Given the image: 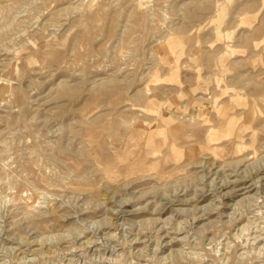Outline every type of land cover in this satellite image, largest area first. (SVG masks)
<instances>
[{
    "label": "rangeland",
    "instance_id": "374dc122",
    "mask_svg": "<svg viewBox=\"0 0 264 264\" xmlns=\"http://www.w3.org/2000/svg\"><path fill=\"white\" fill-rule=\"evenodd\" d=\"M0 264H264V0H0Z\"/></svg>",
    "mask_w": 264,
    "mask_h": 264
},
{
    "label": "bare ground",
    "instance_id": "6f19581e",
    "mask_svg": "<svg viewBox=\"0 0 264 264\" xmlns=\"http://www.w3.org/2000/svg\"><path fill=\"white\" fill-rule=\"evenodd\" d=\"M219 110V109H218ZM220 111V110H219ZM221 112V111H220ZM221 119V118H220ZM225 119V118H224ZM222 120V119H221ZM158 134L160 135L161 139H164V133L161 130H157ZM151 132V131H150ZM150 134V133H149ZM147 137V136H146ZM159 141V140H158ZM154 143V142H153ZM155 145V144H154ZM156 151V150H155ZM140 156V155H139ZM143 158V157H142ZM123 160V159H122ZM135 160V159H134ZM132 162V161H131ZM134 162V161H133ZM138 164V163H137ZM132 165V164H130ZM134 165V164H133Z\"/></svg>",
    "mask_w": 264,
    "mask_h": 264
}]
</instances>
